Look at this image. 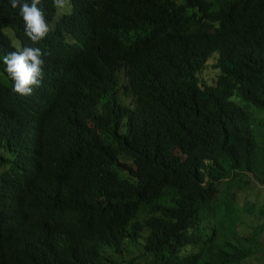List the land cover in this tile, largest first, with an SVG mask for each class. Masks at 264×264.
Returning <instances> with one entry per match:
<instances>
[{"label": "trees", "instance_id": "obj_1", "mask_svg": "<svg viewBox=\"0 0 264 264\" xmlns=\"http://www.w3.org/2000/svg\"><path fill=\"white\" fill-rule=\"evenodd\" d=\"M71 2L42 0L21 96L3 59L31 41L0 0V264H243L257 241L220 227L264 184V0Z\"/></svg>", "mask_w": 264, "mask_h": 264}, {"label": "clouds", "instance_id": "obj_2", "mask_svg": "<svg viewBox=\"0 0 264 264\" xmlns=\"http://www.w3.org/2000/svg\"><path fill=\"white\" fill-rule=\"evenodd\" d=\"M41 3L42 0H10L11 7L18 9L25 34L31 41V46L18 47L3 59L5 74L14 82L13 91L21 96H31L34 89L42 85L44 77L45 53L37 44L47 38L52 28L40 7ZM53 5L58 18L71 13V0H53Z\"/></svg>", "mask_w": 264, "mask_h": 264}, {"label": "rangeland", "instance_id": "obj_3", "mask_svg": "<svg viewBox=\"0 0 264 264\" xmlns=\"http://www.w3.org/2000/svg\"><path fill=\"white\" fill-rule=\"evenodd\" d=\"M208 67L200 73V76L205 82L212 84L215 83L217 72L212 69L211 63H209ZM241 179L244 182L248 181L249 184L245 188H234L235 205L233 207V216L231 215V217H229V225L226 224L225 226L227 228L228 225V228L226 229L224 225L221 226L216 219L212 220L211 224H215L218 227L221 226L222 234L230 238L232 237L237 246H239L240 243L244 246L248 244L246 241L241 242L240 238L251 240L255 238L258 243L257 249L255 248V255L248 258L243 264H264V184L257 180L252 173H248V176H243ZM225 188L223 184L221 187L222 191H224ZM251 213H253V215H250ZM237 215L242 219L240 225H237L239 229L238 236L235 235V223L238 222ZM261 227V233H259L260 230L254 229H261ZM253 245L255 246V244ZM137 254L138 253H135V255Z\"/></svg>", "mask_w": 264, "mask_h": 264}]
</instances>
